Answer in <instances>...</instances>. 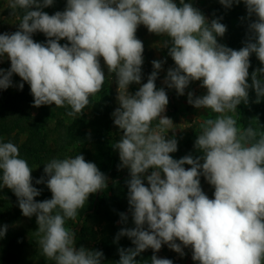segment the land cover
<instances>
[{"label":"clouds","instance_id":"clouds-1","mask_svg":"<svg viewBox=\"0 0 264 264\" xmlns=\"http://www.w3.org/2000/svg\"><path fill=\"white\" fill-rule=\"evenodd\" d=\"M53 3L8 0L19 23L15 32L0 34V59L10 61L9 69L0 68V90L13 87L16 75L20 90L29 85L33 107H66L67 116L75 117L102 90L104 69L114 74L119 106L112 118L123 135L111 146L119 167L129 173L125 183L134 224L116 234L114 242L127 237L133 245L118 248L116 264H140L137 257L148 249L154 253L150 264H173L155 255L163 245L180 256L190 247L194 264H264V127H238L234 117L239 105L248 104L250 88L256 103L264 98V0H219L226 9L243 3L247 19L255 17L239 50L218 43L227 31L222 18L209 21L185 0L179 6L175 0H66L63 11H43ZM141 25L166 37L163 48L175 66L163 84L183 96L191 82H200L206 93L189 91L188 104L217 114L200 124L194 141L198 156L171 155L178 142L167 136L174 125L164 115L169 99L155 83L165 61L153 60L152 73L141 83L144 45L136 37ZM37 32L46 42L34 41ZM253 54L261 67L249 84ZM132 84L139 85L134 94ZM32 171L16 144L0 140V189L14 193L23 216L36 217L41 254L53 264H102V251L76 247L77 233L66 222L76 220L90 195L107 188L105 174L81 154L53 158L35 181L46 185L51 198L37 201L41 190L33 186ZM201 176L214 188L211 199ZM120 221L126 224L128 215L121 213ZM6 232L7 225L0 227V239Z\"/></svg>","mask_w":264,"mask_h":264},{"label":"trees","instance_id":"trees-1","mask_svg":"<svg viewBox=\"0 0 264 264\" xmlns=\"http://www.w3.org/2000/svg\"><path fill=\"white\" fill-rule=\"evenodd\" d=\"M207 2L210 21L213 18H222L221 22L227 27V31L222 37L224 45L239 50L247 38L248 24L253 20H242L239 13L233 8H224L219 0H207ZM65 7L66 1L54 0L51 7L43 10L52 15L57 11H63ZM32 38L39 39L41 43L46 42L47 39L43 33L39 32L33 34ZM60 43L63 45L67 41L61 40ZM170 64L175 66L171 58ZM250 64L249 84H251V73L261 67L255 54L250 57ZM104 70L107 71L106 68ZM107 74L110 73L107 72ZM260 78L264 79V76ZM255 101V91L250 88L248 104L242 103L237 107L238 127H247L250 123L253 126L260 124L264 127V98L261 99L260 103ZM32 105L33 97L27 83H24L22 90L18 88L13 94L4 93L0 95V137H9L14 134L12 142L18 146L20 157L26 159L33 170V186L41 190L40 196L35 198L37 201L50 199L52 195L45 184L37 185L35 183L44 174L43 164L53 158L63 159L72 155L71 149H77V146L85 143L86 140L93 144L96 157L92 162L109 179L107 184L109 191L108 193L105 190L101 191L97 198L94 194L89 196L87 202H89L90 207L93 205L94 207L89 215H87L86 207L79 213L77 219L79 221L83 215H86L81 227L80 238L81 242L87 240L97 243L96 247H100L99 250L104 253L102 264H116L119 260L118 248L133 247L127 237H122L118 242H114L116 234L121 228H132L134 224L128 211V189L125 183L129 178V173L126 169L119 167L120 162L117 160L116 150L111 146L119 140V136L117 135L118 128L114 126L110 115L111 97L108 78H105L98 96L90 97L88 108L91 107L93 110L91 118L86 114L88 108L83 111L81 116L77 114L75 117H69L67 111L70 108L55 107V105H51L52 108L50 106L36 108ZM33 109L36 110L35 113L32 112ZM21 136L25 138L19 142ZM190 138L191 134L184 140L180 147L181 151L174 153L173 157H176L174 159H177L179 155L189 153L192 147ZM84 157L86 161H89L88 155ZM144 182L147 186V181ZM16 201L17 198L11 190L0 189V221L12 223L16 220L17 215L10 211L16 206ZM121 213L128 215L126 224L120 221ZM93 226L96 228L95 230L92 228ZM37 230L36 217L33 216L31 227L26 230L25 237L23 232L13 229L7 231L2 238V241L6 243V251L0 256V264H23L24 260L14 251V248L19 249L22 245H26L31 250V257L36 259L38 264H53L41 254L40 249L36 246L37 236L35 232ZM144 252L137 257V260L140 261V264H143L144 261H148L150 264L153 254L150 251Z\"/></svg>","mask_w":264,"mask_h":264},{"label":"rangeland","instance_id":"rangeland-1","mask_svg":"<svg viewBox=\"0 0 264 264\" xmlns=\"http://www.w3.org/2000/svg\"><path fill=\"white\" fill-rule=\"evenodd\" d=\"M175 2L179 6V0H175ZM189 2H191L194 7L198 8L206 16V18L210 21V19L208 18L209 14L207 12V8L209 7L207 0H185V3H189ZM231 8H233L234 11L239 13V17L242 20L247 19L248 14H247L246 7L243 3H240L238 5L234 4ZM247 20L248 21L255 20V17H252L251 19H247ZM18 23L19 21L16 19L15 16L11 15V10L8 9V0H0V34L15 32L18 28ZM136 37L139 40H141L144 45V52H143L144 63L142 65L141 83H146L148 76L152 73L153 71L152 61L153 60L165 61V63L163 64L162 70L159 72L158 78L156 80L157 89L164 87L165 91L167 92L168 99H169V103L166 106V111L164 115L170 118L174 124L172 128L169 130L168 134L167 132L165 134H167L168 138H172L173 136L175 137V139L178 142V147H177L178 152L181 151L180 147L182 146L186 137L189 134H191L190 139L192 142V147L188 154H192L194 157L200 155L201 153L196 152L194 149V141L196 139V136H198L201 133L200 124L203 123L208 118H215L217 114H214L210 110H207V109H196L193 106L189 105L187 102V93L191 91L196 96H201L206 93V90L200 87V82L198 81L191 82L189 87L185 90V94L183 96L177 95L174 89H168L163 84V81L166 77L167 70L173 66L170 64V57L167 56V49L163 48V41L166 39V37H163V36L160 37L155 34L149 33L148 30L143 25L139 26L136 32ZM217 40H218V43L224 45V39L222 37H217ZM34 41L40 42L39 39H34ZM101 65L102 67L104 65L102 58H101ZM0 68L4 70H7L10 68V61L6 57L0 59ZM105 75L108 78V86L110 89V97H111V111H110L111 114L110 115L112 118V113L119 106L116 100L117 85L115 84L114 74H107V71H106ZM107 75H110V76H107ZM12 81H13V87L8 88L7 90H0V95L4 93L13 94L17 91L18 89L17 86L20 83H22V81L20 77L16 75H13ZM138 89H139V85L132 84L129 86V92L132 94H134ZM97 96H98V93L92 97L95 98ZM50 108H52L51 105H50ZM92 111L93 110L91 107H89L86 110V114L89 118L92 117ZM32 112L35 113L36 110L33 109ZM234 117L237 119L236 113L234 114ZM153 123L155 124L156 122L154 121ZM117 135L120 138V136L123 135L122 131L118 129ZM24 138H25L24 136H21L19 142H22ZM13 139H14V134H12L9 137L7 136L0 137V140H2V142H8V141L12 142ZM71 153L72 155L70 156H73V157L77 154H81L83 156L88 155L89 157L88 160L91 162L96 157V151L94 149V146L89 140H86L85 143L77 146V149L72 148ZM188 154H185V155H188ZM116 155H117V160H119L118 151H116ZM171 155L173 156L174 153ZM185 155H179L177 159H180L184 157ZM173 158H176V157H173ZM185 167L188 168L189 166L185 165ZM126 171L128 170L126 169ZM150 172L151 170H149L147 174H150ZM200 184H201V188L203 192L210 199L213 198L214 188L206 182L203 176L200 177ZM108 189L109 188H106L105 192L108 193L109 191ZM99 193L100 192H97L96 194H94V196L97 198ZM15 204L16 206L13 207V209L10 211L11 213H14L17 215L16 220H14L12 223H8V222L5 223V222L0 221V227L7 225V231H9L10 229H13L19 232H23V235L25 237L26 230H29L31 227L32 217L28 218V217L23 216L18 207L17 201ZM85 207H86L85 209L88 211L87 215L91 214L94 205L90 207L89 202H87ZM78 216L75 221L66 222V227L73 229L77 233L76 247L79 248L80 246H84L85 248L89 250H92L95 248H96L95 250H99L100 247H96L97 246L96 242L87 241V240L81 242L80 231L84 223L83 221L86 219V215H83L80 221L77 220ZM92 228L94 230L96 229L94 226ZM177 243H179V241H177ZM5 245L6 243H4L2 239H0V256H2L3 252L6 251ZM36 246H38V244ZM14 251L18 254L20 258L24 260L23 264H38L37 260L31 257V250H29V248L26 245H22L21 247H19V249L14 248ZM146 251H150L152 254H154L151 249H148ZM183 251H184V255L180 256L176 252L170 250L167 245H163L161 250L158 253H155V255H157L159 258L171 259L173 261V264H194V261L192 260L191 248L190 247L184 248Z\"/></svg>","mask_w":264,"mask_h":264}]
</instances>
